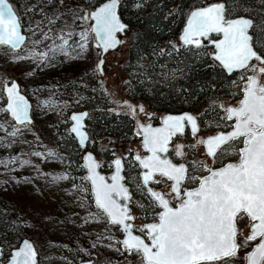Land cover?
<instances>
[{
	"label": "rangeland",
	"instance_id": "obj_1",
	"mask_svg": "<svg viewBox=\"0 0 264 264\" xmlns=\"http://www.w3.org/2000/svg\"><path fill=\"white\" fill-rule=\"evenodd\" d=\"M83 1L17 0V12L20 25L25 32V40L17 50L0 45V94L2 81L15 78L20 89L31 102L30 114L34 127L23 123L6 128L0 119V154H6L3 160L0 159V170L2 169L0 182H4L5 177L10 176L11 173L21 174L18 177L19 182L18 178L6 180L11 189L7 188L6 182L0 183V189L5 196L7 206L18 212L17 225L25 229V233L34 243L37 250L36 264H72L88 258H91V264H142L140 256L134 251L123 253L124 249L119 244V229L116 225L108 223L103 213L91 205L87 183L81 174L73 172L76 168L69 170L68 166L66 168V163L57 159L43 160L42 157L48 156L51 151L44 149L42 144L37 146L39 139L31 133V129L35 128L42 133L51 134L56 125L63 126L68 123L66 111L85 107L83 103L86 99L80 93L74 89L65 91L62 82L60 84L55 78L45 76L48 70L56 67L59 60L74 65L76 69L74 74H77L81 67H85V76H96L102 91L110 98L112 106L114 97L123 96L122 87L126 79L122 71V63L125 60L129 41V29L124 31L116 48L104 53L102 73L99 74L95 65L99 49L89 31V20L80 16L81 9H74V6L81 7ZM136 7L140 8L139 4H136ZM86 8L89 7H85L84 10ZM55 25L61 27V32L57 29L52 30ZM72 32L74 38H70L69 44L64 45L66 34ZM205 48L208 52L211 51L209 47ZM253 65L257 68L264 66L255 60L250 61L249 67L240 72L242 79L245 75L255 74L259 81L264 83V74L254 72ZM74 74H66L65 80L70 82ZM242 79L237 83L239 89L243 87ZM238 97L239 95L236 98L221 95L214 98L217 109L213 112L209 109L204 110L207 107L204 102L201 112L205 117L201 120L202 125L199 126L198 131L192 134L185 132L172 141L173 145L180 140L181 153L177 154L178 158L190 166L188 174L198 178L206 172L209 165L214 166L224 160L237 159V147H230L237 142L232 141L222 147L217 152L219 159H216L204 153L201 138L217 130L210 125L213 118L221 116L224 118L225 105L236 104ZM129 104H132L134 110L132 118L136 137L129 141H114L111 147L112 156L119 155L123 158L125 169L130 166L131 154L140 153L135 123L157 121L161 114L159 111L147 108L137 99H129V103L125 104L124 109L129 112ZM2 110L0 102V114ZM12 149L16 150L14 154L9 153ZM173 149H175L174 145L172 151ZM18 154L22 157L17 156ZM27 154L31 155L29 157L31 162L28 166H24L20 159H27L25 156ZM33 157L37 160L36 165L32 161ZM96 157L99 158L101 169L106 172L109 169L108 162L111 156L106 160L100 155ZM40 175L42 181L38 179ZM154 179L160 181L159 188L166 193L172 204L179 202V198H174L168 192L167 181L159 177ZM124 181L130 187L129 206L133 215V230L144 235L141 231V222L145 218L155 220L157 209L150 202L144 203L142 194L145 193L143 188L137 185L138 176L134 171H125ZM183 184L194 183L185 180ZM18 190L27 194L13 198L16 195L15 191ZM247 223L248 221L245 220L238 224L242 229V236L237 237L238 243L246 237ZM252 243L238 252L232 264H243L244 255ZM7 253V249L2 251L4 260Z\"/></svg>",
	"mask_w": 264,
	"mask_h": 264
},
{
	"label": "snow or ice",
	"instance_id": "obj_2",
	"mask_svg": "<svg viewBox=\"0 0 264 264\" xmlns=\"http://www.w3.org/2000/svg\"><path fill=\"white\" fill-rule=\"evenodd\" d=\"M116 0L105 5L94 14L97 21V32L104 40L105 50L116 41L113 33L121 31L123 25L115 15ZM224 5L217 4L195 10L191 13L188 26L183 35L185 44L195 43L200 47V37L207 39L210 34L222 35L220 40H212L216 49L215 60L228 71L247 69L250 61H258L264 65V56L254 51L250 44L251 37L247 30L251 22L246 19H226ZM24 41L20 33V24L8 0H0V45L18 47ZM254 72L264 74V66H252ZM11 103L8 110L18 122L27 120V104L22 96L17 95L16 87L7 89ZM227 119L235 118L233 131L220 134L207 141L208 155L219 159L217 149L221 145L233 141L243 147L237 153L236 163H227L221 168L207 166V176L198 179L193 189H183L185 180L196 183L197 177L188 174L183 165H174L167 158L161 159L158 153L168 152L171 136L182 131L183 121L191 124L196 132V121L191 116L168 117L164 129H143L144 147L151 153L141 164L148 172L144 175L145 183L153 179L154 174L167 181H172L171 193L180 199L178 206L172 207L163 195L152 192L163 211L158 222L145 226L150 237V244L132 236L130 225H125L129 238L123 243L130 252L141 257L142 264H232L238 252L251 242L260 238L254 251L244 258L246 264H264V83H260L257 75L247 77V87L238 107L227 108ZM79 132L80 117H73ZM83 141V133H80ZM180 154V153H178ZM223 154V153H222ZM139 159V157H137ZM91 160V157H89ZM120 160L116 161V175L111 177L113 184L108 185L103 177L95 176V165L90 164L93 172V184L96 190V204L109 217L111 223L124 224L131 219L127 209L122 208L113 193L126 196V189L119 184L121 179ZM204 169V166L201 165ZM160 183V181H155ZM248 221L249 235L237 242L242 229L238 224ZM24 251L15 253L17 258L23 257L22 264H36V253L31 244L25 242Z\"/></svg>",
	"mask_w": 264,
	"mask_h": 264
},
{
	"label": "trees",
	"instance_id": "obj_3",
	"mask_svg": "<svg viewBox=\"0 0 264 264\" xmlns=\"http://www.w3.org/2000/svg\"><path fill=\"white\" fill-rule=\"evenodd\" d=\"M99 1L84 0L81 7L74 6V9H81V13L85 7H92ZM211 1L216 0H119L118 14L128 24L130 36L125 60L122 63V71L126 79L122 87L123 96L114 97L113 106L108 95L102 91L98 78L93 77L94 75L85 76V67H81L77 74H74L76 72L74 65L59 60L56 67L47 71L45 76L55 78L60 84L62 82L63 90L74 89L85 97L83 106L88 110L86 125L89 148L95 155H100L103 160H106L112 156L111 147L114 141H129L136 137L132 114L124 109L129 99H137L147 108L161 113L190 110L197 114L198 123L201 126V120L205 117L201 112L204 102L207 105L204 110L209 109L213 112L217 109L214 98L221 95L236 98L240 94L237 86L242 79L240 70L225 73L210 58L205 46H180L176 39L186 12L193 6ZM221 1L224 3L227 15L243 14L251 18L252 24L249 31L252 44L264 55V0ZM136 4H139L140 8L136 7ZM56 29L61 32V27L56 25L52 27V30ZM66 36L64 45L69 44V39L74 38V33H67ZM66 74H74L70 82L65 80ZM3 101L4 98L0 94L2 105ZM0 119L6 128L15 125L3 110ZM227 124L228 122L221 116L213 118L210 125L217 129H224ZM29 126L34 127L32 122ZM53 130L50 134L42 133L35 128L31 129V133L39 139L37 146L42 144L44 149L51 151V154L44 155L42 159H57L66 163V168L68 166L69 170L75 167L76 170L73 172L82 176L81 149L68 134L66 125L58 124ZM15 152L16 150L12 149L9 153ZM5 155L0 154V159L3 160ZM17 156L22 157L21 154ZM25 156L27 159H20V162L28 166L31 155ZM32 159L35 164L36 158ZM31 169L33 170V167ZM20 175L11 173L10 176L5 177L4 182L0 183L5 184L6 180L18 178ZM38 179L42 181L41 175ZM17 181L19 182V178ZM6 186L11 189L7 182ZM25 187L32 186L25 185ZM25 187L24 189H27ZM1 191L2 189H0V243L3 251L9 250L21 237L28 235L24 228L17 225L18 212L7 206ZM15 194L17 196L13 198L27 193L18 190ZM143 199L146 203L150 202L146 196H143ZM123 253L125 254V251ZM2 256L1 252L0 264L4 263Z\"/></svg>",
	"mask_w": 264,
	"mask_h": 264
},
{
	"label": "water",
	"instance_id": "obj_4",
	"mask_svg": "<svg viewBox=\"0 0 264 264\" xmlns=\"http://www.w3.org/2000/svg\"><path fill=\"white\" fill-rule=\"evenodd\" d=\"M8 3L11 6L9 0H8ZM110 3H112V0H100L99 2H97L92 7H89L88 10H85V11L82 12V16L87 17V19L89 20V31H90V33L92 35V38H93L96 46L99 49V56H98V59L96 60V63H95L97 71H98L99 74L102 73L101 64H102V61H103L104 53H106L107 51L113 50L114 48H116L118 46V44L120 43L121 36L123 35L124 31H126L127 28H128V24L118 14L119 0H116L115 15H116V18L119 21V23L121 25H123V29L121 31H116V32L113 33V37H114L116 43L112 47H109V48H107V50H105L104 40L101 38V34H98V32H97L98 25H97V21L94 19V14L96 12H98L101 8H103L105 5L110 4ZM217 4H223L224 5L223 1L216 0V1H211V2L204 3V4L193 6L186 12V14L184 16V19H183V22H182V24L180 26V29L178 30V32L176 34V39H177V41H178L180 46L197 47L195 43H193V44H185L184 41H183V35H184V32H185V30H186V28L188 26V21L190 19L191 13L193 11H195V10L207 8L209 6H215ZM224 8H225V6H224ZM13 12L16 14L14 8H13ZM224 15H225L226 19H230V20L246 19V20H249L251 22V24H252L251 18L249 16H246V15H243V14L227 15L226 14V9H225L224 10ZM16 16H17V14H16ZM17 19H18V16H17ZM18 22H19V20H18ZM249 30H250V28L247 30V34L251 37ZM20 33L24 37V40H25V32L22 30L21 25H20ZM214 35H215L214 37H208L206 39L207 44L211 47V51L209 52V56H210V58H212L220 66V68L225 73H230L220 64L219 61L215 60L216 49H215L214 45L212 44V40H220L223 37H222V35H217V34H214ZM199 39L202 42V40H204L205 38L200 37ZM22 44H20L16 48L11 47L10 45H6V46H8L11 50H17V49H19L21 47ZM250 44H252V40H250ZM253 50L257 51L258 55H261L255 47H254ZM235 70H240V69H234L233 71H235ZM252 75H255V74H249L243 79V81H242L243 87L241 88V93H240V96L237 99V103L236 104L228 103L224 107V117H225L226 120H228L230 122V124L224 129H217V130H215L212 133L205 134L201 138V141H207L209 138H213V137H215L217 135H220V134H228L231 131H233L232 125L235 123V118H233L231 120L227 119V111H226V109L227 108H234V107H238L239 106V103L243 99V96H244V89L247 87V77L248 76H252ZM258 80H259V78H258ZM260 83H262V82H260ZM13 85H15V87H16L17 95L22 96L24 101L27 104V117L28 118H27V120H25L22 123L18 122L12 116L11 111L8 110V105L11 103V100H10V98L8 96L7 89L12 87ZM1 94H2V96L4 98L2 108H3L4 112H5V114L7 115V117L12 121L13 124H16V125L23 124V123L24 124H30L32 122V116L30 114L31 102H30L29 98L26 96V94L20 89V85H19L18 81L15 78L11 77L9 79H4L2 81V83H1ZM125 101H127V100H125ZM74 116L75 117H80V120H79V125H80L79 132L73 131V129L77 127V121L73 119ZM87 116H88V110L86 108H84V107L79 108V109L70 110L68 112V114H67L68 123L66 125V128H67L68 133L74 139L76 145L81 149L80 167H81V170H82V177H83L84 181L87 183L88 193H89V196H90V199H91V205L93 207L99 209L103 213V215L105 216L107 222L111 223V217H109L107 215V213H105L102 209L97 207V204H96V190H95V185L93 184V180L91 179V177H93V172L90 169V164L91 165H95V176L96 177H103L104 182L106 184H108V185H111V184L114 183V181L111 179V177L116 175V161L119 159L120 160V166H121L120 167V172H119V175H120L121 179L119 180V184H120V186L122 188L126 189L127 198H125V196L123 194L122 195H117V194L113 193V199H115L117 201V203L122 208H126L128 216L131 217V219H126L124 221V224H116L117 228L120 231L119 244H120L121 247H123L124 251L130 252L125 247V245L123 243L125 240H127L129 238L128 232L125 231V225H130V230H131V235L132 236H135V237H138V238L144 240L146 244H150L151 243L150 237H149V234L147 233L146 230L143 231L144 235H142V234H140V233H138V232L133 230V226H132L133 215L131 213V208L129 206V198H130L131 193H130V189H129L128 184L124 181V175H123L124 162H123V159L119 155H113V156H111L109 158V162H108L109 163V169L106 172H104L101 169V164H100L99 158L96 157V155L89 148V135H88L87 125H86ZM181 116H191V117H193L195 119V121H196V127H197V131H198V119H197V116L195 115V113H193L190 110H180V111H173V112L166 111V112H163V113L160 114L159 119L155 123H151V122H147V121L146 122H136L135 123V128H136V130L138 132V142H139L138 146H139V149H140V153H132L131 154V159L135 163V166H136V169H137V176H138L139 183L143 187V189H144L146 195L149 197V199L151 201H153L154 204L158 207V212H157V215H156V219L155 220L143 221L141 223V228L142 229H145V226H147V225H151V224L157 223L159 214L163 211V209L160 207L158 201H156L155 197L152 196V192H156V193H159V194L163 195L164 198L169 201V205L172 206V207L178 206L179 203H180V200H179V202H177L176 204H172L170 202V200L168 199L166 194H164L159 188H156V187L152 186L151 183L153 182L154 177L159 176L158 174H154L153 179L148 181L147 183H145L143 177L148 172V169H145L143 167V165L141 164V160L148 159L151 156V153L148 152L145 149V147H144V136H145V133H144L143 129H146V128H151L152 130L164 129L165 128V121L167 120L168 117H181ZM182 126H183V130L179 131V132H176L175 134H182L184 130H187L189 133H196L197 132V131L196 132L192 131L191 124L188 121H186V120L182 122ZM80 133H83V141H82V137H81ZM223 145H221L220 148ZM167 147H169V143H168ZM201 147H202L204 153L208 157H211V156L208 155V152H207V144L201 142ZM242 147H243V145L240 144V146L238 148V152H239V149L242 148ZM219 149H217V151ZM158 155L161 157V159L167 158L172 164L177 165V166L183 165L186 168L185 162H183V161L175 162L168 156L167 153H158ZM89 157H91V160H89ZM137 157H139V159H137ZM238 159H239V156L237 157V159L235 161L226 160V161H223L222 163H220L218 165H214V166H211V167H213V168H221L227 163H236L238 161ZM207 175H208V172L206 171L205 173L200 175L198 177V179L200 177H202V176H207ZM198 179H197V182L195 184H193L191 186L182 185V188L183 189H188V190L196 188L197 185H198ZM167 182H168V191H169V193L173 197H175V194L171 193V191H170L173 182L172 181H167ZM249 231H250V228L248 227V231L246 233V236L249 235ZM259 240H260V238H258L257 241H253V243L251 244V246L248 248L247 252L245 253L244 258L246 257V255L248 253L254 251V249L257 246ZM25 242H28L29 244H31L32 250L36 253V255L34 257L35 262H36L37 261V250H36V248L34 246V243H33L32 239L30 237L23 236V237H21L19 239V241L17 242L16 245H14L13 247H11L8 250V253L6 254V258H5L3 264H22V261H23L24 258L23 257L17 258L15 256V253L18 252V251H24L25 250L24 249ZM1 252H2V244L0 243V254H1ZM72 264H91V259H89V258L88 259H81V260L73 262ZM243 264H246V260L245 259H244Z\"/></svg>",
	"mask_w": 264,
	"mask_h": 264
},
{
	"label": "flooded vegetation",
	"instance_id": "obj_5",
	"mask_svg": "<svg viewBox=\"0 0 264 264\" xmlns=\"http://www.w3.org/2000/svg\"><path fill=\"white\" fill-rule=\"evenodd\" d=\"M9 2H10V4H11V6L14 8V10H15V12H16V14H17V16H18V20H19V15H18V12H17V6H18V2H17V0H9ZM85 10H88V8H86ZM84 10V11H85ZM80 15H81V17L82 18H87V17H84V16H82V12L80 13ZM19 23H20V21H19ZM215 35L214 34H210V36L209 37H214ZM200 45H202V46H205V47H209L210 49H211V47L207 44V42H206V39H204V40H202V42H201V44ZM259 52V51H258ZM260 53V52H259ZM261 54V53H260ZM262 55V54H261ZM262 56H264V55H262ZM258 62V61H257ZM250 63V62H249ZM259 63V62H258ZM241 70H243V69H240V71ZM245 77H246V75H245ZM244 77V78H245ZM243 78V79H244ZM243 79H242V81H243ZM240 93H241V88H240ZM239 96H240V94H239ZM129 102H127V104H128ZM129 108H130V113L131 114H134V110H133V108H132V104H129ZM70 111V110H69ZM68 111V112H69ZM68 114V113H67ZM224 119H225V117H224ZM226 120V119H225ZM229 124H230V122L228 121V120H226ZM156 121H152L151 123H155ZM67 125V124H66ZM198 128H199V123H198ZM67 129V128H66ZM68 132V131H67ZM185 132H188L187 130H184L183 131V133L182 134H175V135H173L172 137H171V140H170V142H169V147H168V152H167V154H168V156L173 160V161H175V162H177V161H183L184 162V160H182L181 158H178V152H180L181 153V151H180V149H179V145H180V140L178 141V142H176V143H174L173 145L175 146V149H173V151H172V148H173V145H172V141L174 140V138H176L177 136L178 137H180V136H182ZM189 133V132H188ZM69 134V133H68ZM189 134H192V133H189ZM70 135V134H69ZM71 136V135H70ZM71 138H72V136H71ZM73 139V138H72ZM74 140V139H73ZM230 142H232V141H230ZM227 143H229V142H227ZM226 143V144H227ZM226 144H224L222 147H224ZM239 146H240V144L237 146V152H238V148H239ZM221 147V148H222ZM220 148V149H221ZM219 149V150H220ZM218 150V151H219ZM177 151V152H176ZM217 151V152H218ZM123 159V158H122ZM228 160H230V159H228ZM224 161H226V160H224ZM185 164H186V169H187V173L189 172V168H190V166H188V164L185 162ZM128 165V164H127ZM125 166H126V164L124 163V169H123V175H124V173H125V171L126 172H128L129 170L130 171H133L134 170V172L137 174V169H136V166H135V163L132 161V159L130 160V166L127 168V169H125ZM135 167V168H134ZM132 169V170H131ZM156 177H159V176H156ZM159 179H163V178H161V177H159ZM198 179V178H197ZM165 180V179H164ZM157 181V180H156ZM166 181V180H165ZM152 184V186L153 187H156V188H159L160 187V185L158 184V183H155V179L153 180V182L151 183ZM167 184H168V182H167ZM195 184V183H194ZM137 185L140 187L141 186V184L139 183V180H138V182H137ZM183 185H185V184H183ZM191 185H193V184H190V185H185V186H191ZM129 186V185H128ZM142 187V186H141ZM167 187H168V185H167ZM143 188V187H142ZM129 189H130V187H129ZM164 194H166L161 188H159ZM144 190V189H143ZM169 192V191H168ZM144 193H145V191H144ZM142 196H146L147 198H148V200L150 201V203H152V205H153V207H155L156 209H157V212H158V207L154 204V202L153 201H151L150 199H149V197L146 195V193L145 194H142ZM175 198V197H174ZM145 203V202H144ZM157 212H156V214L155 215H157ZM143 221H148V219H146V220H143ZM92 261V260H91Z\"/></svg>",
	"mask_w": 264,
	"mask_h": 264
},
{
	"label": "built area",
	"instance_id": "obj_6",
	"mask_svg": "<svg viewBox=\"0 0 264 264\" xmlns=\"http://www.w3.org/2000/svg\"><path fill=\"white\" fill-rule=\"evenodd\" d=\"M148 220H151V219H148ZM154 220V219H153ZM142 223V222H141Z\"/></svg>",
	"mask_w": 264,
	"mask_h": 264
}]
</instances>
